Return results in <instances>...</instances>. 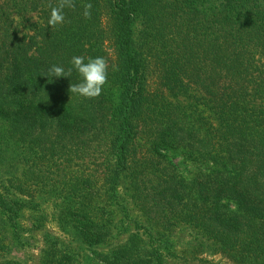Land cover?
Masks as SVG:
<instances>
[{
    "label": "trees",
    "instance_id": "obj_1",
    "mask_svg": "<svg viewBox=\"0 0 264 264\" xmlns=\"http://www.w3.org/2000/svg\"><path fill=\"white\" fill-rule=\"evenodd\" d=\"M74 3L53 28L57 0H0V264L24 212L41 264H71L48 222L93 264H168L180 227L200 263L264 264V0ZM73 56L106 59L99 97L48 77Z\"/></svg>",
    "mask_w": 264,
    "mask_h": 264
},
{
    "label": "rangeland",
    "instance_id": "obj_2",
    "mask_svg": "<svg viewBox=\"0 0 264 264\" xmlns=\"http://www.w3.org/2000/svg\"><path fill=\"white\" fill-rule=\"evenodd\" d=\"M27 19H30V24H36L40 21V18L37 14L33 16L27 17ZM142 29V23L141 21H137L136 24V31ZM181 101H189L185 97L181 98ZM191 101V100H190ZM193 101V100H192ZM178 160H183V157H179ZM189 169L192 167L191 165H187ZM46 208V213L49 211L51 212V205H48ZM35 216H31L27 212H24L22 217L18 220V224L22 229H27L29 232L23 233V237L30 238V243L28 246H25V248L17 250H13L10 252V256L8 255L7 260H15L19 261L22 264H41V263H49V260H47L48 257H50V250L45 251L48 246L45 245V230L40 232H32L31 229V223ZM47 232L52 233V236H59L60 240L62 241V245H59L58 248H60V257H64V259H60L58 262L53 261L51 263H71V264H93L92 259L87 256V259H84L82 255H89V251H82L79 250L77 247L76 242L67 235H62L58 231V228L56 227L55 223H47L46 225ZM31 238L32 241H31ZM199 236L192 232L190 229H186L185 227L177 228L176 231L171 235V243L174 245L172 250L175 251L178 259H174L172 261H169L168 264H208V263H200L198 260L194 259V250L195 245L198 240ZM68 257V258H67ZM67 258V259H66ZM86 258V256H85ZM200 258L208 259V261H213L215 264H235L232 263L227 257L223 256L222 254H216V255H210V254H200ZM4 259V260H5ZM3 261V258L0 257V263ZM51 261V259H50Z\"/></svg>",
    "mask_w": 264,
    "mask_h": 264
},
{
    "label": "clouds",
    "instance_id": "obj_3",
    "mask_svg": "<svg viewBox=\"0 0 264 264\" xmlns=\"http://www.w3.org/2000/svg\"><path fill=\"white\" fill-rule=\"evenodd\" d=\"M75 7L74 0H57L56 6H51L50 18L48 24L55 28L65 21L64 10ZM83 16L86 19L91 18L92 4L87 3L83 6ZM72 67L67 71L62 66L52 65L48 71V77L61 78L71 76L75 69L82 80L80 83L69 85L68 91L70 94H76L87 99H94L102 94V90L108 81V63L104 57L85 58L82 56H73L70 61ZM115 70V68H113Z\"/></svg>",
    "mask_w": 264,
    "mask_h": 264
}]
</instances>
